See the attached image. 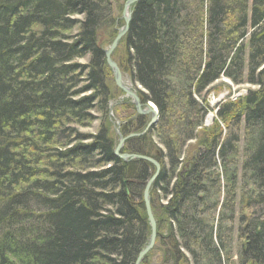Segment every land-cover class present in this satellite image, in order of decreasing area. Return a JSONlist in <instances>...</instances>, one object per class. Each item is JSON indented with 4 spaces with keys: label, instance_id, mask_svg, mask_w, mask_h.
<instances>
[{
    "label": "trees",
    "instance_id": "obj_1",
    "mask_svg": "<svg viewBox=\"0 0 264 264\" xmlns=\"http://www.w3.org/2000/svg\"><path fill=\"white\" fill-rule=\"evenodd\" d=\"M118 1L0 0V264H136L149 242L155 168L115 154L118 95L100 44L118 35ZM130 10L115 61L159 111L122 150L162 166L151 191L159 237L144 264H264V0ZM222 77L258 89L220 103L206 127ZM96 120L95 135L77 129Z\"/></svg>",
    "mask_w": 264,
    "mask_h": 264
},
{
    "label": "rangeland",
    "instance_id": "obj_2",
    "mask_svg": "<svg viewBox=\"0 0 264 264\" xmlns=\"http://www.w3.org/2000/svg\"><path fill=\"white\" fill-rule=\"evenodd\" d=\"M125 5H126V2L124 0H119L118 2H116L114 4V15L118 19V22L120 23V26L118 27V30H117L118 32H119V30L123 29L125 26V21L123 19V13H124ZM74 19H82V17H76ZM76 33H77V30L74 29L68 35H70L72 37ZM107 39H108L107 37L102 36L101 41H100L101 46L106 50V52L110 49V46H111V44L107 42ZM123 54H124L123 48L119 44V46L116 48V50L112 54V60L114 62H116L115 58L118 60L121 58V56ZM117 62H119V61H117ZM80 63L86 64V61L82 60V61H80ZM109 78L112 80V85L116 89L117 95H118L116 97V99L110 103V109H111L110 116L114 122V127L116 130V133H117V131L119 132L118 133L119 137L117 139V142L119 144V140L121 138L120 137L121 130H122V127L124 125L125 126H132L133 125V127L135 128L136 125L133 124V122L138 118V116H143L145 118V121H144V124H145V123L150 121L151 114L140 115L137 112L136 105H135L133 98L130 96H127L125 94V92L121 88H119L118 85L116 84L115 77H114V71L112 68L109 70ZM122 78H123V85L126 88H128L132 93H134L137 97H139V95H138L139 91H141V92L144 91L140 85H135L131 82L129 75L123 73ZM256 89H258L256 86H252L249 84L235 86L231 83L230 80H228L225 77H222L220 80H218L213 85V87L211 88V92L208 95V106L210 108V111L208 112L206 119H205L206 127L211 126L214 123V121L216 120L217 108L219 107L220 103H224L226 101H235L239 97L246 95L247 91L256 90ZM89 94L90 93H88L87 96H89ZM150 103H152V102H150ZM144 109H145V107H142V110H144ZM136 113H138V116ZM91 114L95 117L94 119L100 118V115L96 112H93ZM210 115H213L214 118L207 125L206 121ZM98 127H99V122L96 120L95 123L93 124V126L86 125L85 127L84 126L77 127V129L83 135H95V133H97V131H98ZM131 135H133V134H131ZM88 142H90V141H88ZM241 146L243 147V141H242ZM145 208H146V206H145ZM151 209H152V212L154 213L153 208H152V204H151ZM146 211H147V209H146ZM156 245H157V242H156ZM152 260H153L152 264H155L156 258H153ZM144 263L145 262H143V264ZM157 263H158V259H157Z\"/></svg>",
    "mask_w": 264,
    "mask_h": 264
},
{
    "label": "water",
    "instance_id": "obj_3",
    "mask_svg": "<svg viewBox=\"0 0 264 264\" xmlns=\"http://www.w3.org/2000/svg\"><path fill=\"white\" fill-rule=\"evenodd\" d=\"M138 1L139 0H128L126 2L124 13H123V19L125 21V26H124L123 29L119 30L118 35L116 36L115 40L113 41L112 45L110 46V49L106 52V58H107V62H108L109 67L112 68L113 71H114V77H115L116 84L118 85L119 88H121L125 92V94L127 96H130V97L133 98V100L135 102V105H136L137 112L140 115H148V114L152 115L151 122L149 123V125H148V127L146 129V131H147L151 126H153V125H155L157 123L158 118H159L157 111H153L152 112V111L149 110L150 105L153 106L154 104L149 102L147 104L148 107L145 104L144 105L145 109L142 110L143 105L141 104L140 98L137 97L134 93H132L128 88H126L123 85L122 73H121L117 63L112 60V54L114 53V51L118 47L119 42L126 35V33L128 31V28H129L130 21H131L130 20L131 16L126 18L125 14L130 9V7H132ZM146 131H144L142 133H139V134H133V135H131L129 137H126V138H121L120 139V143H119V145H118V147L116 149V152H115V154L120 159H122L124 161H132V160H135V159H139V160L148 161L150 163H153L156 166V173L151 178V180L148 182V184L146 186V189H145V192H144V203H145V206H146V209H147V215H148V218H149V221H150V225H151L150 242L146 246V248L140 253L136 264H140L141 261L143 260V258H145L146 255L150 251L153 250V248L155 246V243H156L157 236H158L157 223H156L154 214H153L152 209H151V194H150V190H151V188L153 186V183L155 182V180L157 179V177H158V175L160 173L159 172L160 171V167H159V165L157 163L154 162V160H152L150 158H146V157H143V156H140V155L121 154L120 152H121L122 147H123L124 143L126 142V140H128L129 138L140 137V136L144 135V133Z\"/></svg>",
    "mask_w": 264,
    "mask_h": 264
},
{
    "label": "bare ground",
    "instance_id": "obj_4",
    "mask_svg": "<svg viewBox=\"0 0 264 264\" xmlns=\"http://www.w3.org/2000/svg\"><path fill=\"white\" fill-rule=\"evenodd\" d=\"M130 8H131V7H130ZM129 16L132 17V12H131L130 9H129V10L126 12V14H125V17H126V18L129 17ZM130 20H131V19H130ZM114 40H115V39H114ZM112 43H113V42H112ZM119 44H120V42H119ZM119 44H118V46H119ZM111 45H112V44H111ZM215 102H216V101H215ZM147 107H148V105H147ZM149 110L152 111V112H153V111H157L158 116H159L158 108H157L155 105H153V106L150 105ZM213 118H214L213 115H210V116L208 117V119H207V121H206L207 125L213 120ZM151 119H152V115H151ZM151 119H150L149 122H147V123L144 124V127H142V131H143V132L146 131V129H147L149 123L151 122ZM144 121H145V120H144ZM158 121H159V118H158ZM158 121H157V123H158ZM157 123H156V124H157ZM156 124H155V125H156ZM155 125L151 126V127H150V128L144 133V134H147L148 131H149L152 127H154ZM143 157H145V156H143ZM146 158H150V157H146ZM150 159H152V158H150ZM152 160H154V159H152ZM146 162H148V161H146ZM154 162L157 163V164L159 165V167H160V171H159V172H161V170H162V166H161V164H160L158 161H156V160H154ZM149 163H150V162H149ZM151 164L154 166V168H155V173H156V166H155L153 163H151ZM155 173H154V174H155ZM159 174H160V173H159ZM153 176H154V175H153ZM153 176H152V177H153ZM158 176H159V175H158ZM152 177H151V178H152ZM151 178H150V180H151ZM157 178H158V177H157ZM150 180H149V181H150ZM156 180H157V179H156ZM156 180H155V182H156ZM149 181H148V182H149ZM148 182H147V184H148ZM155 182H154V183H155ZM154 183H153V186H154ZM147 184H146V186H147ZM153 186H152V188H151V190H150V194H151V191H152V189H153ZM145 189H146V187H145ZM144 192H145V191H144ZM143 198H144V194H143ZM153 214H154V213H153ZM154 217H155V216H154ZM155 220H156V218H155ZM149 223H150V221H149ZM156 223H157V221H156ZM150 227H151V225H150ZM157 232H158V224H157ZM150 236H151V235H150ZM158 237H159V232H158V236H157V238H158ZM149 242H150V239H149ZM149 242H148V244H149ZM156 242H157V239H156ZM148 244H147V245H148ZM147 245H146V246H147ZM155 246H156V243H155ZM155 246H154V248H155ZM145 248H146V247H145ZM145 248H144V249H145ZM154 248H153V249H154ZM144 249H143V250H144ZM143 250H142V251H143ZM142 251H141V252H142ZM152 251H153V250H152ZM141 252H140V253H141ZM150 252H151V251H150ZM150 252H149V253H150ZM149 253H148V254H149ZM148 254H147V255H148ZM139 255H140V254H139ZM147 255H146V256H147ZM144 260H145V258H143V260L141 261L140 264H143Z\"/></svg>",
    "mask_w": 264,
    "mask_h": 264
}]
</instances>
